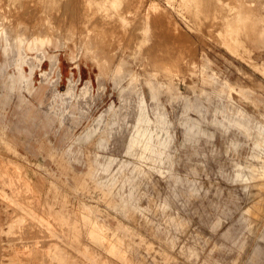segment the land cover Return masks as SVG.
<instances>
[{"label": "rangeland", "instance_id": "374dc122", "mask_svg": "<svg viewBox=\"0 0 264 264\" xmlns=\"http://www.w3.org/2000/svg\"><path fill=\"white\" fill-rule=\"evenodd\" d=\"M0 264H264V0H0Z\"/></svg>", "mask_w": 264, "mask_h": 264}, {"label": "bare ground", "instance_id": "6f19581e", "mask_svg": "<svg viewBox=\"0 0 264 264\" xmlns=\"http://www.w3.org/2000/svg\"><path fill=\"white\" fill-rule=\"evenodd\" d=\"M77 7V6H76Z\"/></svg>", "mask_w": 264, "mask_h": 264}]
</instances>
